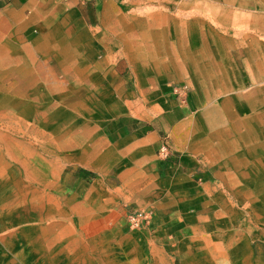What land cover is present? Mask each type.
Returning <instances> with one entry per match:
<instances>
[{
	"label": "rangeland",
	"instance_id": "1",
	"mask_svg": "<svg viewBox=\"0 0 264 264\" xmlns=\"http://www.w3.org/2000/svg\"><path fill=\"white\" fill-rule=\"evenodd\" d=\"M6 1H0V264H264V225L260 224L264 222V202L223 199L220 204L227 210L220 225L216 218H207L208 232L193 233L184 227L183 209L178 203L166 194H143V186L126 177L117 151L106 148L99 137L83 136L88 123L81 113L69 110L72 106L56 105L57 115L47 121L49 116L43 114L51 108L50 103L75 101L84 97L85 91L74 85L70 88L71 75L54 58L21 51L26 39L8 36L9 21L18 9L11 5L14 0ZM180 2L37 0L25 17L30 24L26 35L32 39L46 24H58L77 6L72 3L87 4L80 9L81 15L94 23L104 18L103 13L107 19L119 13L125 26L132 19L165 20L169 34L158 36L159 55L147 41L141 58L124 59L125 92L133 98L153 99L156 90L149 88L151 73L173 69L177 77L173 95L178 98L174 90L182 87L184 99H178H194L185 128L189 138L179 136L186 148L183 154L175 152L172 156L169 133H161L159 144H163L153 162L165 168L184 161L190 164L189 169L194 165V179L204 182L205 177L211 179L219 173L221 157L231 159V153L251 148L254 153L257 149L264 152V101H236L239 91L246 100L260 96L262 72L256 73V67L251 75L244 67L235 71L231 66L235 60L240 66L247 58L244 50L232 49L233 41L238 38L240 44L241 34H251L254 29L236 24L249 17L234 11L230 0ZM210 10L217 11L223 21L212 23L205 16ZM254 36L258 39L261 35ZM7 39L18 48L11 47ZM117 40L122 46L134 43L133 36ZM138 78L141 89L136 88ZM224 81H233L228 83L233 88H221L226 85ZM28 101L43 105L31 107ZM48 130L55 134L49 136ZM163 146L170 151L167 158L159 154ZM203 152H207L208 164L215 163L211 172L200 170ZM81 158L89 159L95 168L80 169L77 162ZM214 206L206 203L205 209L212 214ZM249 207L254 210H247ZM134 210L151 212L152 225L129 229L126 216Z\"/></svg>",
	"mask_w": 264,
	"mask_h": 264
},
{
	"label": "crops",
	"instance_id": "2",
	"mask_svg": "<svg viewBox=\"0 0 264 264\" xmlns=\"http://www.w3.org/2000/svg\"><path fill=\"white\" fill-rule=\"evenodd\" d=\"M34 1L37 0L13 1L11 5L13 9H18V12L9 21L11 31L8 36L17 35L26 39V43L20 48L21 51L31 52L34 57L35 54H42L48 58H54L58 66L65 68L64 72L71 75L73 83L70 88L75 86L77 90L85 91V96L75 101L50 103L51 108L45 110L43 114L49 116L47 121H50V117L54 118L57 115L56 105L63 103L67 107L72 106L73 108L69 110L81 113L79 115L83 117L82 120L88 123L89 129L84 131L83 136H100L106 148H111L112 152L117 151L122 156V161H119L120 166L126 170V177L134 178V185L141 184L144 188L143 194H166L174 203H178L183 209L182 223L193 233L208 232L207 218H216L217 225H220V218L226 216L225 211L227 210L223 209L220 204L223 199L232 203L264 202V152L260 153L259 149L255 153L254 148L247 152L242 151L240 154L233 152L231 155L234 154V157L231 159L221 157V161L217 162L219 173L214 174L211 179L205 177L204 182L194 179L191 171L194 165L189 169L190 164L187 165L184 161L178 165L167 164L165 168L159 167V162H153L158 149L163 144V141L159 144V136L163 132L169 133L172 141L173 152L171 151L170 154L172 156L175 152L183 154L186 147L179 136L184 135V138H189V132L185 128L188 126V114L194 99L183 101L173 95L172 85L177 77L172 68L166 72L151 73L153 78L149 88L156 90L153 99H150L152 97L145 99L128 96L125 92L127 86L124 76L126 70L124 59L127 57L141 58V50L146 48L147 41L150 42L151 50L155 49L159 55L158 47H156L158 36L164 33L169 34V29L165 27V20L132 19L129 22L130 27L133 28H130V24L125 26L126 24L123 23L125 21L118 18L119 13H115L114 17H108V19L103 13L104 18H99V22L94 23L81 15L80 9L87 4L72 3V6L77 5L72 12L61 18L58 24L57 22L46 24L45 28L40 29L41 33L39 32L36 37L30 39L26 35L30 24L25 17H28L27 11ZM236 3L242 4L237 7L232 5L234 11L237 13L241 11L242 15L246 12L245 15L251 17L250 20L246 19L248 21H237L236 24L249 25L254 30L250 32L251 34L247 33L249 39L241 38L240 44L238 38L233 41L232 49L234 51L244 50L247 58L241 61L240 66L236 60L231 63V66L235 67V71L244 67L251 75H254L256 67V73L258 70L259 73L262 72L261 85H259L262 91L260 96L246 100V98L242 99L244 94L239 91L236 101H264V12H262L264 0H252L251 2L240 0ZM0 5L3 7L2 2ZM14 18L18 19L17 22ZM230 23L235 25L234 22ZM181 26H184L183 23ZM258 33L261 36L257 39L254 35ZM126 35L133 36L134 43L122 46L117 37ZM9 42L11 47L18 48V45H14L10 40ZM165 54L168 53L165 52ZM168 58L174 60L173 55H168ZM172 61L169 62L170 65H173ZM137 80L139 84L136 87L141 89V81L139 78ZM228 83L224 81L223 84L226 85H222L221 88H233ZM96 90L98 92H95ZM28 104L31 107L43 105L40 101H28ZM46 105L47 102L44 106ZM40 115L42 116L41 112ZM47 132L49 136L55 134L54 131L48 130ZM202 154L204 158L200 170L211 172L216 169L213 165L215 163L208 164L207 152ZM183 157V155L179 156L181 159ZM77 164L80 169L95 168L89 164V159L81 158ZM238 170L241 172L238 173ZM206 203L217 205L214 206L212 214L209 209H205ZM247 210H254V208L249 207ZM240 222L237 223L238 226ZM156 223L159 226V222ZM260 224L264 225V222Z\"/></svg>",
	"mask_w": 264,
	"mask_h": 264
},
{
	"label": "built area",
	"instance_id": "3",
	"mask_svg": "<svg viewBox=\"0 0 264 264\" xmlns=\"http://www.w3.org/2000/svg\"><path fill=\"white\" fill-rule=\"evenodd\" d=\"M184 91L182 87L176 88L174 90L175 94L180 99H184ZM159 154L163 158H167L169 156V150L166 146H163L160 149ZM153 222V216L152 213L149 211L144 210H134L127 214L126 216V223L129 229L131 230H140L144 228H149L152 225Z\"/></svg>",
	"mask_w": 264,
	"mask_h": 264
},
{
	"label": "bare ground",
	"instance_id": "4",
	"mask_svg": "<svg viewBox=\"0 0 264 264\" xmlns=\"http://www.w3.org/2000/svg\"><path fill=\"white\" fill-rule=\"evenodd\" d=\"M150 1V0H149ZM214 1V0H213ZM237 1H240V0H230V2H232V3H230V5L232 6V5H234V7H237L238 5H241L242 3H236ZM181 2H182V0H181ZM180 2V3H181ZM179 3V4H180ZM185 4H187V3H185ZM256 6V5H255ZM176 7V6H175ZM197 7V6H196ZM227 7V6H226ZM152 8H154V7H152ZM68 9V8H67ZM85 10V9H84ZM228 10V9H227ZM170 11V10H169ZM92 13V12H91ZM190 13V12H189ZM253 13V12H252ZM139 14V13H138ZM195 14V13H194ZM199 14V13H198ZM230 14L231 15H235V13H234V11H230ZM249 14V13H248ZM256 14V13H255ZM249 15H251V13L249 14ZM258 15V14H257ZM206 17H208L209 19H210V21L212 22V23H215V22H222L223 21V18H222V16H220L219 15V13L217 12V11H213V10H210L209 11V13L207 14V15H205ZM244 16H246V15H242V17H244ZM252 16V15H251ZM95 17V16H94ZM231 17V16H230ZM249 20H250V18H248ZM253 20V19H252ZM41 22V21H40ZM257 22V21H256ZM226 23H229V22H226ZM39 24V23H38ZM249 26V25H248ZM237 27V26H236ZM249 28V27H248ZM37 29V28H36ZM251 29V28H250ZM45 30V29H44ZM245 30H248V29H245ZM203 31V30H202ZM210 31V30H209ZM98 32V31H97ZM241 36H242V38L243 39H245V40H247V39H249L250 37L248 36V34L247 33H242L241 34ZM220 38V37H219ZM255 42V41H254ZM86 44H88L87 42H86ZM85 44V45H86ZM228 44V43H227ZM256 44H257V42H256ZM89 45V44H88ZM44 53V52H43ZM11 56V55H10ZM16 58V57H15ZM42 59V58H41ZM99 59V58H98ZM96 60V59H95ZM23 61V60H22ZM56 61V60H55ZM99 62V61H98ZM31 65V64H30ZM101 65V64H100ZM94 66V65H93ZM99 66V65H98ZM108 66V65H107ZM97 68V67H96ZM102 69V68H101ZM59 70V69H58ZM98 70V69H97ZM163 71V70H162ZM41 74V73H40ZM49 75V74H48ZM163 75V74H162ZM116 76V75H115ZM47 80V79H46ZM60 81V80H59ZM109 83V82H108ZM161 83V82H160ZM164 84V83H163ZM50 85V84H49ZM137 88V87H136ZM159 88H160V86H159ZM46 90V89H45ZM54 90V89H53ZM107 90V89H106ZM1 95V94H0ZM51 95V94H50ZM117 95V94H116ZM116 95H115V97H116ZM52 97V96H51ZM146 99V98H145ZM147 101V100H146ZM47 102V101H46ZM88 120V119H87ZM90 121H92V120H90ZM73 123V122H72ZM86 123V122H85ZM87 126H88V124H87ZM61 133H62V131H61ZM74 133V132H73ZM60 134V133H59ZM64 135V134H63ZM68 135V134H67ZM77 135V134H76ZM100 137V136H99ZM89 140V139H88ZM86 143V142H85ZM70 145V144H69ZM75 145V144H74ZM76 146V145H75ZM80 146V145H79ZM94 146V145H93ZM92 147V146H91ZM78 148V147H77ZM49 156V155H48ZM106 156V155H105ZM85 164V163H84ZM6 179V178H5ZM4 181V180H3ZM49 183V182H48ZM20 184V183H19ZM4 185H2V187H3ZM48 187V186H47ZM23 190V189H22ZM22 198V197H21ZM40 205V204H39ZM39 207V206H38ZM22 208V207H21ZM41 209H43V208H41ZM13 210V209H12ZM28 211H30V210H28ZM8 212V211H7ZM10 212V211H9ZM27 213V212H26ZM25 214V213H24ZM26 215V214H25ZM24 215V216H25ZM45 215V214H44ZM23 216V215H22ZM28 216V215H27ZM45 216H47V215H45ZM11 218V217H10ZM27 218V217H26ZM9 219V218H8ZM46 219V218H45ZM6 220V219H5ZM13 221V220H12ZM2 223V222H1ZM0 223V224H1ZM14 223H16V224H18L17 222H14ZM22 224V223H21ZM4 226V225H3ZM9 226V225H8ZM2 227V226H1ZM1 229V228H0ZM7 230V229H6ZM1 231V230H0ZM9 233V232H8ZM16 239V238H15ZM14 240V239H13ZM11 241V240H10ZM52 251V250H51Z\"/></svg>",
	"mask_w": 264,
	"mask_h": 264
}]
</instances>
